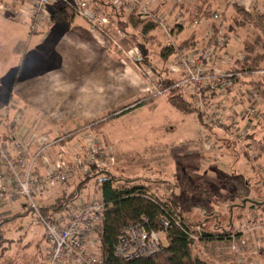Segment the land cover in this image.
Masks as SVG:
<instances>
[{"label": "rangeland", "instance_id": "rangeland-1", "mask_svg": "<svg viewBox=\"0 0 264 264\" xmlns=\"http://www.w3.org/2000/svg\"><path fill=\"white\" fill-rule=\"evenodd\" d=\"M3 1L7 0H0V4ZM217 1L170 0L164 7L170 15L169 23L165 22L168 25L172 22H179L181 25L184 22L190 27L204 24L202 27L205 32L217 24L210 16L206 18L205 12L209 15L211 12L218 13L225 34L230 36V43L223 50L226 56L221 55L215 66L222 70L236 69L237 63L243 62V44L253 41L257 35L262 36L264 21L259 22L256 16L264 8H253L249 11L248 19L243 14L236 16L234 10L219 1L216 6ZM28 7L27 4L18 6L20 15L4 12L0 8V18L25 22L28 20ZM199 7L200 10L197 9ZM50 10L52 11V7ZM65 17L68 20L69 17ZM234 18L239 21L246 20L243 27L236 26ZM199 19H202V22L197 24ZM15 25L28 26L24 23ZM177 26L179 25H174L175 35L171 34L172 38L181 35L178 34L180 29ZM27 29L30 30L29 27ZM127 32L128 36L122 40L115 37V42L120 47L105 37L110 43L109 53H117L123 62L131 64L144 83L143 90L135 94L126 92V95L122 92H112L110 106L100 110L97 108L89 116L74 114L76 109L71 101L65 102L66 106L62 108L42 109L38 113L40 117L46 118L47 122L32 131L45 135L48 140H54L52 146H49L50 155L63 151L66 154L65 160H69L73 151L86 152L90 148L89 145L94 143L111 153L109 165L104 169L94 167L90 173L71 177L66 185H59L35 198L36 204H51L59 197H66L80 182L83 187L79 198L100 199L98 180L111 174L121 179V182L128 180V186L145 184L150 192L163 200L172 196L178 202L183 215L191 221L201 222L206 217L203 225L195 226L199 238L194 239L192 254L207 264H264V245H257L258 241L262 243L261 238L264 239V205L255 206L253 202L248 201H264V75L254 73L264 69V60L259 64L261 68L248 75L243 73L240 78L241 81L256 85L261 90L257 104L258 116L253 119L239 117L241 120L236 123L241 127H251L247 137L241 142L234 137L233 127L229 129L227 124L221 128H218V125L209 127L205 122L198 121L196 112L184 114L173 107L167 101L168 95L160 96L150 92L149 87L155 76H169L166 71L167 62L160 56L166 47L168 36L161 27L157 28V34L150 32L148 35H154V38L148 40L143 39L136 29H127ZM14 34L10 32V35ZM173 40L174 45L178 46L176 40ZM123 48H137L143 60L137 64L133 63L123 55ZM31 52L38 56L48 54L44 47L34 45ZM256 53L263 54L264 47L255 48L253 55ZM238 54L243 56L240 61L235 59ZM146 67L154 74L147 75ZM229 93L224 99L225 105L231 101L232 94ZM74 95L72 94V97ZM237 108L241 110L240 106ZM21 111L17 103L9 105L2 110L3 114H0V125L2 122L4 124L10 120V123L11 120L21 118ZM11 113H14V116ZM54 113H60L59 117L66 113L70 117L51 123L50 118ZM225 116H228L227 120L230 121L227 111ZM200 128L212 140L211 146L200 137ZM34 147L30 145L31 150H34ZM222 147L229 150H219ZM37 169L39 171V168ZM39 172L44 174L45 169ZM244 199L247 201L243 205ZM207 205L211 210L206 215ZM214 219L218 220L219 226L230 231V238L218 239L219 231L213 226ZM203 232H212L215 238L209 239L200 235ZM0 235L3 238L0 242V264H43L45 261L48 243L44 228L34 210L28 207L26 198L4 199L0 202ZM162 241L165 245L164 234Z\"/></svg>", "mask_w": 264, "mask_h": 264}, {"label": "built area", "instance_id": "built-area-1", "mask_svg": "<svg viewBox=\"0 0 264 264\" xmlns=\"http://www.w3.org/2000/svg\"><path fill=\"white\" fill-rule=\"evenodd\" d=\"M106 1L111 7L125 13L143 19L152 18L157 22V27H161L168 36L166 47H172L174 50L166 64L169 76H155L149 87L150 92L167 96L173 89H179L190 97L194 107L201 112L203 122L209 127L218 125V128H221L227 124L229 129L233 127L232 133L238 141L247 137L250 125L241 127L236 123L241 120L239 117L253 119L258 116L257 104L261 90L256 85L240 80L243 73L248 75L247 72L231 68L222 70L215 66L221 55L226 56L223 50L230 43V36L225 34L218 13L210 14L212 21L217 23L207 32L206 39H213L211 44L179 48L174 45L171 37L172 26L162 20L156 12L170 0ZM26 4L29 6V13H26L28 27L32 31L52 22V7L61 8L80 17L86 22L90 32L99 33L115 44V37L122 40L128 36L124 20L110 19L104 12L96 9L90 0H7L0 4V8L4 12L20 15L18 6L23 7ZM201 22L202 19L197 21ZM122 52L135 64L143 60L137 48ZM242 57V54H238L235 59L240 61ZM146 69L147 75L154 74L149 67ZM254 73L264 75V69ZM229 92L232 94L231 101L225 105L224 99L228 97ZM238 106L241 110H238ZM226 111L230 121L227 120L228 116H225ZM24 125L21 118L14 119L11 125H8L6 138L0 137V202L21 197L27 199L28 207L34 210L43 225L48 243L43 264H100V234L104 207L102 199L79 198L78 193L63 210L52 212L49 217H45L35 198L66 183L71 177L90 173L94 167L104 169L109 165L111 153L92 143L86 152L73 151L69 160H65L66 154L63 151L57 153L54 158L49 150L54 140H48L45 135L32 132L36 131L33 127ZM15 128L17 133H13ZM204 130L206 132V129ZM199 131L200 137L211 146L212 140L202 132V128ZM30 145L35 146L34 150H31ZM39 161H42L44 166V174L37 169ZM144 222L131 223L120 231L113 248L116 257L125 261L147 258L163 248L164 231L148 230ZM176 223L178 224V221ZM165 225L164 222V228ZM260 240L262 243L258 241V247L264 245V239Z\"/></svg>", "mask_w": 264, "mask_h": 264}, {"label": "crops", "instance_id": "crops-1", "mask_svg": "<svg viewBox=\"0 0 264 264\" xmlns=\"http://www.w3.org/2000/svg\"><path fill=\"white\" fill-rule=\"evenodd\" d=\"M218 1L232 10V4H237L247 11L255 7L264 8V0ZM165 6L158 8L156 12L162 20L169 23L170 15ZM68 17V20L66 17L58 19L55 17L50 24L36 31L28 30V26L15 25L19 23L27 25L28 20L12 22L0 18V114H3L2 110L9 105L17 103V107L22 110L23 123H27L25 125L28 128L37 129L47 122L46 118L40 117L38 113L42 109L62 108L66 106L65 102L71 101L76 109L74 114L89 116L97 108L100 110L110 106L112 92H122L126 95V92L135 94L143 90L144 83L140 76L134 72L131 64L123 62L124 60L120 59L117 53H109L110 43L103 35L90 32L86 22L80 17L73 14ZM170 24L172 35H175L174 25H179L178 34L181 35H176L178 39L173 37L178 45L191 37L194 41H203L209 31L204 32L202 27L204 24L191 25V27L186 26L184 22L181 25L179 22ZM157 28L151 32L157 34ZM127 29L130 30L128 26ZM10 32L15 34L10 35ZM32 45L44 47L48 54L36 55L31 52ZM123 50L128 49L123 48ZM162 59L167 62L169 57ZM72 94H75L74 97ZM53 115L50 118L51 123L64 121L70 117L66 113L60 117V113ZM9 121L4 123L5 126L3 122L0 125V137L4 139L9 131L7 125L13 122V120L10 123ZM21 130L22 127L19 131ZM17 132L15 128L13 133ZM224 148L219 150L226 152L229 150ZM56 155L57 153L54 157ZM38 168L39 171H44L41 163L38 164ZM81 192L79 191V194Z\"/></svg>", "mask_w": 264, "mask_h": 264}, {"label": "trees", "instance_id": "trees-1", "mask_svg": "<svg viewBox=\"0 0 264 264\" xmlns=\"http://www.w3.org/2000/svg\"><path fill=\"white\" fill-rule=\"evenodd\" d=\"M90 2L93 3L96 9L104 12L110 19L116 18L124 20L130 30H138L143 39L148 40L154 38V35H148L157 27V22L152 18L143 19L134 14L125 13L122 10L111 7L110 3L106 0H90ZM232 7L236 16L243 14V16L249 19V11L237 4H232ZM70 14L61 8H52L53 19L55 17L56 19L65 18L64 16H70ZM204 16L208 18L210 15L208 12H205ZM256 17L259 22L264 21V10ZM234 21L236 26L243 27L244 21L246 20L239 21L234 18ZM253 22H255V19ZM262 29V36L257 35L253 41L243 44V62L237 63L238 68L236 70L251 74L254 70L261 68L259 64L264 60V53H256L253 55V52L257 47H264V28ZM212 41V37L204 41L201 40L200 42L194 41L191 37L184 40L178 47L191 48L198 45H209ZM173 51L172 47H164L160 56L168 58ZM148 63L150 62L148 61ZM153 70L156 71L154 67ZM167 97V101L182 113L192 114L196 112L198 121L203 123L201 112L194 107L190 97L184 92L179 89H173ZM103 171L108 173V171ZM98 181L101 199L104 203L101 222L102 233L100 234V254L102 258L100 264H207L203 259L192 254L194 239L199 238L195 226L203 225L207 219L206 217L201 222L191 221L183 215L178 202L172 196L165 197L163 200L150 192L145 184L128 186V180L121 182V179H117L111 174L102 176ZM62 185H66V183ZM82 187L83 183L80 182L72 189L68 196L63 198L59 197L51 204H40L39 208L42 215L49 217L52 212L63 210L66 204L75 199ZM198 188L200 190L202 189L200 187ZM198 188L196 187V189ZM203 190L205 191L206 188H203ZM205 208V214L207 215L211 207L207 205ZM176 221H178L179 225ZM136 222H144V226L148 230H163L165 245L153 256L125 261L114 255V244L120 231L125 226ZM164 222L166 228L163 227ZM214 222V228L219 231L217 235L218 239L231 237L230 231L218 225V220L214 219ZM200 235L208 237L209 239L215 238V234L212 232H203ZM1 240L3 238L0 235V242Z\"/></svg>", "mask_w": 264, "mask_h": 264}, {"label": "water", "instance_id": "water-1", "mask_svg": "<svg viewBox=\"0 0 264 264\" xmlns=\"http://www.w3.org/2000/svg\"><path fill=\"white\" fill-rule=\"evenodd\" d=\"M246 201H247V199L242 200V204L243 205L246 204ZM248 201L253 202V205H255V206L264 205V201H255V200H248Z\"/></svg>", "mask_w": 264, "mask_h": 264}]
</instances>
